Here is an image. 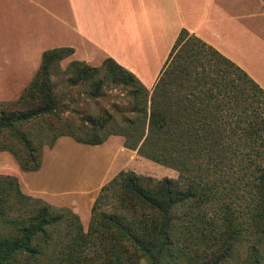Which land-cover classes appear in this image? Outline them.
I'll use <instances>...</instances> for the list:
<instances>
[{
  "label": "trees",
  "instance_id": "1",
  "mask_svg": "<svg viewBox=\"0 0 264 264\" xmlns=\"http://www.w3.org/2000/svg\"><path fill=\"white\" fill-rule=\"evenodd\" d=\"M74 52L44 50L21 94L0 101V152L9 151L23 171L34 172L42 166L44 147L62 136L96 145L120 134L125 146L176 167L180 175L154 180L119 172L112 209L100 210L109 198L107 183L85 231L78 213L32 197L17 176L0 173V264H178L199 245L214 250L215 258L202 264H221L231 260L239 240L245 241L244 264H264V87L183 28L151 94L112 57L97 66L69 62L68 81H92L94 96L107 81L130 87L138 115L124 118L123 132L100 135L108 122L90 116L78 126L81 134L68 122L35 133L26 125L52 116L62 121L52 71ZM50 130L57 134L49 143L43 138ZM230 187L240 190L241 210Z\"/></svg>",
  "mask_w": 264,
  "mask_h": 264
},
{
  "label": "crops",
  "instance_id": "2",
  "mask_svg": "<svg viewBox=\"0 0 264 264\" xmlns=\"http://www.w3.org/2000/svg\"><path fill=\"white\" fill-rule=\"evenodd\" d=\"M29 22L35 29L45 28L47 33L40 30L36 37H30L25 29L26 24L30 29ZM183 28L234 60L264 87V78L256 67L261 62L256 55L264 54V0H1L0 74L7 76L15 72L28 77L18 87V97L37 71L44 50L72 47L75 52L71 60H84L97 66L112 57L149 88L161 75ZM23 34L29 39H24ZM69 137H60L53 147L45 146L42 166L34 172L23 171L9 151L0 152V167L4 169L0 172L17 176L23 191L29 195L52 203H68L79 215L83 212L91 217L101 188L114 172H107L110 161L94 187L86 184V189L84 185L80 193L73 195L63 188L53 195L44 192L42 179L53 182L47 171L54 155L69 142L73 146L77 142ZM114 138L117 137H110L104 144H86L91 145L86 149L101 145L102 149L110 150L113 155L110 160L115 161L120 154L118 149L124 150L125 140ZM95 155H90L94 162L89 166L90 174L97 168Z\"/></svg>",
  "mask_w": 264,
  "mask_h": 264
},
{
  "label": "rangeland",
  "instance_id": "3",
  "mask_svg": "<svg viewBox=\"0 0 264 264\" xmlns=\"http://www.w3.org/2000/svg\"><path fill=\"white\" fill-rule=\"evenodd\" d=\"M1 2V0H0ZM51 7V3H50ZM43 13V12H42ZM12 15V11L8 13V17ZM28 19H31L30 14L26 13ZM30 24V22H29ZM25 29L29 30L30 37H36L38 29L33 28L30 24V29L28 28V24H26ZM43 32L45 28H42ZM51 33V31H49ZM23 38H28L26 34H23ZM29 39V38H28ZM50 47V46H43ZM257 59H260L261 62L257 64V69L259 73L264 78V54L258 53L256 55ZM71 61L70 57L62 60L60 63L56 64L53 67L52 78L57 83L56 92L58 93L59 99V107L57 110L58 115L62 118V121H58L55 116L49 117L47 119L41 120L39 123L33 122L31 124L26 125L27 128L31 130H35L39 132V127L49 128L52 124L54 128H60L65 125V122L70 123V127L73 128L78 133H84L83 130H78L79 124H85L86 118L93 116L99 120H103L108 122V125L105 129H100L98 133L100 135L108 136L107 134L123 132L125 130L124 127V118H135L138 115V111L136 108H133V97L132 92L129 86L118 84L116 82H105V84L101 88V93L97 96L92 94V89H94V85L92 81H80L77 84H72L68 81L69 73L67 71V67L69 62ZM91 64V63H90ZM259 65H262V69H259ZM243 68V67H242ZM151 72V71H150ZM149 72V74H150ZM28 81V77L20 76L15 72L8 73L7 76H3L0 74V101L14 99L18 95V87L24 85ZM155 85V84H154ZM153 90V86L149 87V92L151 94ZM143 104V103H141ZM141 104L139 106H141ZM67 120V121H66ZM51 129V128H50ZM55 134L51 130L47 137L43 138V140L47 142H51ZM129 136L134 138V134L129 130ZM117 137L112 140H117L123 138L126 140L124 135L120 134H112L108 137ZM71 138V137H69ZM72 139V138H71ZM73 140V139H72ZM131 142H136L130 140ZM73 142H75L73 140ZM106 142V141H105ZM139 143V142H138ZM142 141L139 143V145ZM68 146H63L59 148L58 154H55L53 158V163L47 171L48 177L51 178V181L47 183V178L42 179L44 181V192H47L50 195H53L54 192L60 191L62 188L70 195L80 193L81 189H86V184H89L90 187H94L95 182L103 176L105 170L107 169L108 161H110V165L108 166L109 171H114L109 175L105 183H108V189L110 192L108 193V200L105 202V205L101 207V211L111 210L113 206L114 197L120 192V187L122 183V176H119L114 181L115 177L119 172L123 171V173H135L139 176H147L154 180H160L165 177L170 178H178L179 170L176 167L164 165L158 162L151 160L139 153V148H130L125 146L123 143L124 150L121 148L118 149L117 153L119 157L115 161L110 160V156L112 155L110 150L109 152L99 146L96 149H86L87 146L82 143L75 142L74 146L72 143H68ZM104 144V143H103ZM138 145V146H139ZM46 146H49L46 145ZM73 146V147H71ZM103 146V145H102ZM105 146V145H104ZM80 148L85 149L87 151L81 152ZM58 149V148H57ZM120 151V152H119ZM95 155L97 159V168L95 167V171L90 174L89 166H93L94 162L91 161L90 155ZM113 156V155H112ZM109 157V159H108ZM96 162V161H95ZM1 166V165H0ZM89 168V169H88ZM0 169H3L0 167ZM4 170V169H3ZM89 170V171H88ZM4 172V171H3ZM0 172V173H3ZM4 174V173H3ZM43 177V176H42ZM74 177H77L76 179ZM74 178V179H72ZM77 179L79 180L77 182ZM84 183V184H82ZM77 184H81V186ZM229 187V186H228ZM236 188V187H235ZM229 188V191H232L234 197V203L237 204L238 208L242 206L239 204L238 193L239 188L236 189ZM92 189V188H91ZM70 190V191H69ZM65 191V192H66ZM35 198H39L42 201L52 204L57 208H69L73 212H75L68 203H52L47 201L46 199L38 196H32ZM39 202L38 205L43 204V202ZM241 210V208H240ZM70 215V214H68ZM82 223L84 224V230H88L89 217L88 214L81 213ZM71 216V215H70ZM73 216V215H72ZM230 244V241L224 245L226 248ZM245 241L239 240L238 243L234 246V250L232 253L231 260L224 261L221 264H244L243 260L245 258ZM216 249H221L220 247H216ZM213 249L204 247L202 245L196 246L186 251L185 258H179L178 264H202L201 262H210L213 257ZM198 255L197 259L194 258ZM153 262H146L144 264H152Z\"/></svg>",
  "mask_w": 264,
  "mask_h": 264
}]
</instances>
